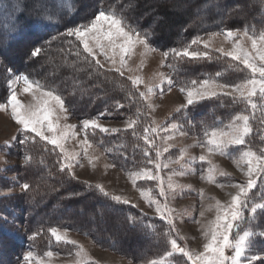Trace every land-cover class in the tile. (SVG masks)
Masks as SVG:
<instances>
[{
    "label": "trees",
    "instance_id": "obj_1",
    "mask_svg": "<svg viewBox=\"0 0 264 264\" xmlns=\"http://www.w3.org/2000/svg\"><path fill=\"white\" fill-rule=\"evenodd\" d=\"M153 1L156 5L152 6L149 0H132L123 15L132 25L148 30L150 43L163 50L184 47L197 37L207 39L213 31L221 34L226 29L243 32L245 27L250 34L264 31V0H192L188 17L184 19L180 15V20L173 23L172 34L157 36L163 33L166 25L162 19L167 20L166 27L169 28L168 20L172 15L166 1ZM182 1L177 3L181 5ZM127 3L128 0H93L91 3L84 0H0V101L7 91L5 69L10 68L13 73L29 74L31 79L62 93L66 104L73 109L71 113L78 119L94 118L107 111L102 120L126 121L129 115L135 118L139 109L143 122L152 126L146 101L137 100L128 108L115 109L116 100L127 103L125 98L129 91H140L138 87L132 86L128 77L111 70L105 69L106 75L99 79L90 77L89 73L94 69L84 64L82 57L76 58L72 38L61 35L67 27L84 24L98 9L111 5L115 10L116 6ZM44 10L53 16L52 21L45 18ZM195 10L199 11L197 16H194ZM9 24L11 28L7 26ZM35 47H41L42 51L39 56L32 57L30 52ZM211 54L210 60L196 61L174 60L170 56L166 65H174L172 68L167 66L175 82L172 88L180 91L191 80L215 77L217 72L221 73V82L226 83L238 82L248 74L247 70L238 71V61L216 51ZM207 100L188 106L186 111H178L172 117L190 137L201 139L205 128L225 125L236 112H251L246 105L233 104L228 97ZM261 120L258 108L252 116L254 133L248 138L252 150L257 152L261 151L258 145L263 135ZM122 130L116 134H102L97 130L89 135V141L100 147L121 171L151 167L143 157V140L133 136L131 129ZM142 132L143 127L138 125L137 133ZM43 145L44 142H33L22 149L15 144L10 153L22 159V152L27 151L33 161L29 166L15 167L19 173L15 182L0 175L1 188L5 183L19 186L28 182L31 186L27 193L22 191L0 197V216L6 218L0 220V264H21L19 258L29 249L42 255L47 251H61L62 243L55 242L49 231L51 227L83 234L139 263L162 256L170 249L164 221L132 205L116 203L110 196H104L97 186L76 179L68 169L61 170L64 161L57 156L59 150L53 152L50 151L52 145ZM253 190L249 207L264 202V184L258 183ZM247 228L256 233L264 231V210H258L255 217L245 211V219L239 222L238 230ZM33 233H38L35 240H29ZM253 240L256 241L253 252L264 255V238L257 236ZM180 259L183 258L174 255L169 264H178Z\"/></svg>",
    "mask_w": 264,
    "mask_h": 264
},
{
    "label": "snow or ice",
    "instance_id": "obj_2",
    "mask_svg": "<svg viewBox=\"0 0 264 264\" xmlns=\"http://www.w3.org/2000/svg\"><path fill=\"white\" fill-rule=\"evenodd\" d=\"M131 4L132 0H128L125 5L116 6L115 10H113L111 5L108 8L98 9L88 23L67 27L66 31L61 33L65 37H75L78 44L82 45V50L76 51L75 56L78 60L82 57L84 64L94 69V72L89 73L90 77L95 76L96 79H99L100 76L106 75L104 64L97 59V52L103 55L106 62L113 65L116 64L114 56L118 55L119 66L114 67L112 70L123 76V69L127 66L125 57H130L137 45H142L146 51L156 50L150 43L148 30L132 25L127 17L123 15L124 10L129 8ZM44 11L45 18L52 21L53 16L47 14V10ZM7 26L9 28L12 27L10 24ZM223 34L225 39L233 43V47L227 51L222 47L215 49V51L223 57L230 58L232 61H238L239 64L236 65L238 71L244 72L247 70L248 74L234 83L221 82L219 79L221 73L219 72L215 74V77L209 76L200 80L193 79L188 85L180 88V91L186 96V104H182L177 109V111H186L188 106L198 103L199 100L228 97L233 104L246 105L251 110L248 114L245 111L236 112L226 125L218 124L211 128H205L203 131L204 140L202 142L198 141L197 146L206 148L208 153H218L219 155L230 156L229 148L244 146L245 150L240 152L236 162L238 167L241 164L247 166L246 170L241 169L247 177L246 182L229 185L237 189L235 194H230L231 202L229 204H221L217 201V215L212 225L205 232L207 242L203 246V251L193 252L186 244L182 246L178 243L177 237L179 233L176 231L174 210L168 205L169 194L166 191V188L171 189L173 187L172 179L169 176L168 183L165 185L164 178L159 175L161 169L169 167L170 163H179L180 160H185L186 150L181 151L179 159L176 161L161 162L163 153L167 152L168 147H171V145L161 150L155 144L154 137L157 134V128L143 122L139 109L136 110L135 118L131 115L126 117L127 129H131L132 135L136 136L138 140H143V157L151 165V167L145 166L137 171L129 172V178L133 185H136L138 180L156 182L154 188L158 191L155 195L153 194V187L140 188V195L147 201L149 207L155 208L159 219L166 223L168 230L165 235L170 245V249L166 252V257L172 258L177 255L183 258L178 261V264H256L257 261H261V264H264V255L260 252H253L256 243L253 237L264 238V231L256 233L250 229L242 232L238 230L239 222L245 219V211H249L255 217L258 209L264 210V202L254 203L249 207V193L257 187L258 180L260 184H264V150L253 151L248 139L254 133L252 116L258 107L260 108V115L264 117V31L258 34H250L248 28L245 27L242 34L240 30L234 29H226ZM219 35H221L220 32L213 31L209 33L207 39L197 37L192 39L189 45L164 50L161 54L165 60H168L170 56L174 60L177 58H187L190 61L210 60L213 57L209 50V41ZM244 38L251 41V50L242 43ZM200 44H203V49L199 47L192 48V45L199 46ZM190 48L191 50H189ZM41 51V47H35L30 52V56L37 57ZM110 52L112 55L109 54ZM257 61H260V63H257ZM240 65L243 67L241 68ZM167 66L170 68L174 67L172 63ZM5 71L8 74L6 81L7 91L5 98L0 101V110L7 111L10 108L11 116L17 124V134L11 140L5 142V148H11L15 144H19L23 149L26 145L33 142H44V147L52 145L53 148L50 151L55 152L58 149L57 156L64 161L60 165L61 170L68 169L69 174L74 177L71 169L75 164L79 163L81 154L78 152H67L64 147V141L69 136L74 138L78 133L74 131L75 125L61 127L59 124L60 119L67 118V114L73 110L72 107H66L62 93L49 88L39 80L31 79L29 74L13 73L10 68L5 69ZM128 80L134 87L143 82L139 76L136 78L129 76ZM174 84L175 82L171 77L166 78L161 74L160 85L156 87L146 86V91H129L125 98L127 103L116 100L115 109L128 108L136 103L137 100L147 101L157 88L160 94L163 95L165 85L167 90L171 91ZM18 85H22L24 93H31L37 102L27 105L22 103L18 99ZM93 86L98 87L99 85L94 84ZM254 98H258L260 103L258 104ZM146 106L151 107L150 104ZM107 114V111H105L98 113L94 118L82 119L84 139L81 141L80 146L85 156L88 155V148L92 147L89 141L90 134H95L97 130L102 134H116L124 131L120 128H110L102 125L99 121L102 116ZM138 125L143 127L141 134L137 133ZM262 125H264V121H262ZM171 128L178 131L181 135L187 134L176 123H172ZM164 130H167V125ZM37 137L39 141L36 140ZM167 139H172V136L169 135ZM198 159L202 164L206 162L209 165L206 179L214 181L215 165H212L206 155L202 154ZM192 160L195 161V158L193 157ZM32 161L33 157L28 155L27 151L22 152V166H29ZM185 164L188 165L189 161H185ZM183 167L182 165L180 174H183ZM3 171H7V169H0V172ZM221 175L228 176L229 174L223 172ZM19 186L25 193L31 187L28 182H23ZM219 186L224 187L225 185L220 184ZM88 187L92 186L88 185ZM97 187L104 196H110L109 193L104 192L103 186ZM157 197L163 198V200ZM110 199L116 203H130L128 199L119 195H111ZM200 215L203 216L204 213L201 212ZM4 219L6 218L0 216V220ZM49 231L55 242L76 246V242L68 240L65 235L59 232L57 227H51ZM37 234L33 233L28 239L35 240ZM226 250H231L232 254H226ZM80 254L81 252L78 251L77 255ZM45 255L52 257L54 253L47 251ZM19 259L21 264H45L42 259L37 261L36 255L32 250L24 252ZM129 264H132V262L129 261ZM150 264H169V261L165 258L152 259Z\"/></svg>",
    "mask_w": 264,
    "mask_h": 264
},
{
    "label": "rangeland",
    "instance_id": "obj_3",
    "mask_svg": "<svg viewBox=\"0 0 264 264\" xmlns=\"http://www.w3.org/2000/svg\"><path fill=\"white\" fill-rule=\"evenodd\" d=\"M92 1L93 0H84L85 3H91ZM162 1L168 3L169 12L172 16L169 17L168 20V24L170 23L169 28L168 26L166 27L167 20H164V18L162 19V21L166 22V25L163 33H158L157 36L172 34L174 31L173 23L175 24L180 20V15L183 16L184 19L188 17L192 0H183L181 5L180 3H177L178 0H173L174 2L171 0ZM148 3L153 6L155 1L149 0ZM158 3L161 2L158 1ZM186 11L188 12L186 13ZM193 13L194 16H197L199 11L195 10ZM91 19L92 17L88 18L85 23H88ZM261 31H259V33ZM71 38L73 44L76 46L75 50H82V45L78 44L76 38ZM242 43L246 48L251 50L250 40L244 38ZM209 44V50L211 51H215V49L221 47L227 51L231 50L233 47V43L225 39L223 33L212 38L209 41ZM153 47L156 49L155 51H146L142 45H137L133 54L130 57H125L127 60V66L123 69L124 76H131L133 78L139 76L143 81L137 86L140 91H146V86L156 87L160 85L161 74L166 78L170 77L166 60L161 54L164 50L155 46ZM196 47L203 49V44L200 46H193V48ZM189 50H191V48ZM109 54L112 55L111 52ZM97 59L104 64L106 70L114 71L112 69L119 66L118 55L114 56V59L116 60L115 65L106 62L103 55L99 52H97ZM257 63H260V61H257ZM17 87L19 88L18 99H20L22 103L27 105L37 102L31 93H24L22 91V85H18ZM201 101L208 100H199L198 103ZM256 102L258 104L260 103L258 98H256ZM146 104L151 105V107H147V110L152 122V127L157 128V134L154 137L156 145H158L161 150H163L164 147L171 145V147H168V151L163 153L161 162L176 161L179 159L181 151L186 150L185 160H180L179 163H170L169 167L161 169L159 175L164 178L165 185L168 183L169 176H171L172 179L173 187L171 189L166 188V191L169 194L168 205L174 210L176 231L179 233V236L177 237L178 243L182 246L186 244L193 252H201L203 251L204 244L207 242L205 232L208 227L212 225L217 215V201L221 204H229L231 202L230 194H235L237 191L236 188L229 185L233 183H244L247 180L244 171L241 170L242 168L246 170L247 166L241 164L240 167H238L236 162L240 152L245 150L244 146L229 148L228 152L231 153L230 156L219 155L218 153H208L206 148L197 146L198 141L202 142L204 137L201 139L194 138L187 134L181 135L178 131L173 130L171 124L175 122L172 120V117L178 112L177 109H179L182 104H186L185 94L176 88H171V91H168L165 85L163 95L160 94L159 89L157 88V90L149 96ZM65 105L66 107H69L66 102ZM257 109L255 111H257ZM262 121H264V117H262L260 122L263 135L258 145L261 150H264V125H262ZM99 122L106 127L127 129L126 121H108L100 119ZM59 124L61 127H64L65 125H75L74 131L78 133L74 138L69 136L64 141V147L67 152H78L81 154L79 163L75 164L71 169V172L74 173L76 179L95 186H103L104 192L109 193L110 196L119 195L126 198L130 201L129 205H135V207L143 213L159 218L155 208L149 207L147 201L143 199L139 191L140 188L153 187V194L155 195L158 191L154 188L155 181L138 180L137 184L133 185L129 178V172L121 171L115 166L113 167V164L105 152L92 143V147L88 148V155L85 156L83 149L80 146L81 141L84 139L82 119L74 117L71 112L67 114L66 119H60ZM166 125L167 130H164ZM178 127L180 128L179 125ZM16 134L17 124L11 116V109L9 108L7 111L0 110V169H7V171L0 172V175L11 178L12 182L14 181V178L15 180L18 178L19 173L15 167L22 165V159L9 152L15 145L11 148H5L4 145L6 141L11 140ZM169 135L172 136V139L170 140L167 139ZM202 154L206 155L207 159L216 167L214 181L206 179L207 168L209 165L206 162L203 164L199 162L198 158ZM193 157L195 158V161L192 160ZM185 161H189V164L186 165ZM182 165L184 166L183 174H180ZM223 172H226L229 175L222 176L221 173ZM258 183L259 180L257 184ZM220 184H224L225 186L220 187ZM3 187L4 188L0 187V197L10 194H19L23 191L16 183L15 186L10 185V183H5ZM252 190L249 193V196H251L250 194L252 193ZM157 198L163 200V198ZM201 212L204 213L203 216L200 215ZM58 230L62 235H65L68 240L75 241L76 246L62 243V250L58 252L52 251L54 253L52 257H47L45 253L42 255L32 250L36 255L37 261L42 259L45 264H129V261H131L132 264H150V261L152 260L148 259L146 262L139 263L129 257L120 255L116 251L111 250L108 246L95 243L83 234L68 229ZM245 230L249 229L247 228ZM119 233L122 234V229L120 227ZM18 239H20V237H18ZM77 246H81L82 251L81 247ZM78 251L81 252L80 255H77ZM226 254L231 255V250H226ZM161 258H165L169 262L171 261V258L166 257V252L163 253L162 256L153 259Z\"/></svg>",
    "mask_w": 264,
    "mask_h": 264
}]
</instances>
